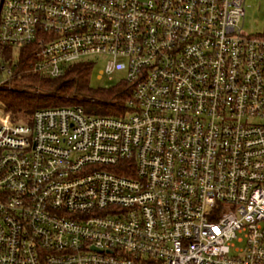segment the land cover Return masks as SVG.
Listing matches in <instances>:
<instances>
[{
	"label": "built area",
	"instance_id": "2783aa9c",
	"mask_svg": "<svg viewBox=\"0 0 264 264\" xmlns=\"http://www.w3.org/2000/svg\"><path fill=\"white\" fill-rule=\"evenodd\" d=\"M247 0H0V44L57 77L101 56L126 111L0 107V264H264V29ZM13 88H17L16 86ZM239 243V245H236Z\"/></svg>",
	"mask_w": 264,
	"mask_h": 264
},
{
	"label": "trees",
	"instance_id": "16d2710c",
	"mask_svg": "<svg viewBox=\"0 0 264 264\" xmlns=\"http://www.w3.org/2000/svg\"><path fill=\"white\" fill-rule=\"evenodd\" d=\"M13 53L11 47L0 44V80L5 75L1 66L8 68L17 61L16 67H12L14 72L28 67L31 55L26 48H20L16 57ZM94 64L90 59L76 61L57 77L24 75L17 79L18 88L0 85V101L12 119L28 123L36 109L45 107L79 105L87 114L102 116L125 113L130 85L119 81L104 89L92 88L89 80Z\"/></svg>",
	"mask_w": 264,
	"mask_h": 264
},
{
	"label": "rangeland",
	"instance_id": "374dc122",
	"mask_svg": "<svg viewBox=\"0 0 264 264\" xmlns=\"http://www.w3.org/2000/svg\"><path fill=\"white\" fill-rule=\"evenodd\" d=\"M262 29H264V0H247L242 30L246 33H257ZM13 57H16V54L14 55L13 53ZM87 59L93 60L95 63L89 80V84L92 88H107L112 84L119 82L121 78L124 77V72L120 71L114 72L111 80L105 76L99 78L98 75L103 67L105 58L101 56H89ZM0 85L12 88L13 86H16L17 88L20 86L18 85L17 80L14 82L12 80H8L5 83H0ZM0 107H3L1 103ZM236 245H239V243H236Z\"/></svg>",
	"mask_w": 264,
	"mask_h": 264
}]
</instances>
